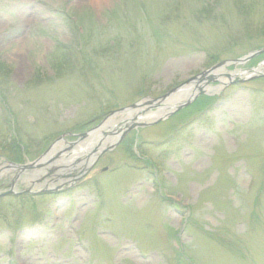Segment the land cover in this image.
Wrapping results in <instances>:
<instances>
[{"label":"rangeland","instance_id":"1","mask_svg":"<svg viewBox=\"0 0 264 264\" xmlns=\"http://www.w3.org/2000/svg\"><path fill=\"white\" fill-rule=\"evenodd\" d=\"M263 48L264 0H0V264H264V79L142 127ZM115 132L94 181L3 196L40 191L21 169L56 144Z\"/></svg>","mask_w":264,"mask_h":264},{"label":"water","instance_id":"2","mask_svg":"<svg viewBox=\"0 0 264 264\" xmlns=\"http://www.w3.org/2000/svg\"><path fill=\"white\" fill-rule=\"evenodd\" d=\"M261 54H264V49H263V50H260V51H258V52H255V53H253V54L247 56V57L244 58V59H241V60L235 61L234 63H235L236 65H238V64H244V63H247V62L250 61L251 59H253V58H255V57H257V56H259V55H261ZM228 64H230V63L225 62V63L219 65L218 67L214 68L213 70H215V69H217V68H219V67H221V66H227ZM209 74H210V72L205 73L202 77H203V78H206ZM238 82H244V81H240V80H239ZM181 89H182V88H179V89H177L176 91H174V92H172V93H174V94H175V93H179V91H180ZM170 95H171V94H170ZM170 95H168V97H169ZM172 95H173V94H172ZM152 104H153V103H152ZM188 104H189V103H185L183 106L185 107V106L188 105ZM183 106H182V107H183ZM136 108H137V105H136V106H133V107H131V108H129V109H126L125 112H129L130 110H133V109H136ZM113 147H115V145H114Z\"/></svg>","mask_w":264,"mask_h":264},{"label":"bare ground","instance_id":"3","mask_svg":"<svg viewBox=\"0 0 264 264\" xmlns=\"http://www.w3.org/2000/svg\"><path fill=\"white\" fill-rule=\"evenodd\" d=\"M94 0H91V2H93ZM87 144H89V142L87 141ZM93 144V143H92ZM85 145V144H84ZM56 152H58V149H56L54 152H52L50 155H52V154H54V153H56ZM49 155V154H48ZM47 155V156H48ZM44 160H46V157L42 160V162L44 161ZM41 162V163H42Z\"/></svg>","mask_w":264,"mask_h":264}]
</instances>
